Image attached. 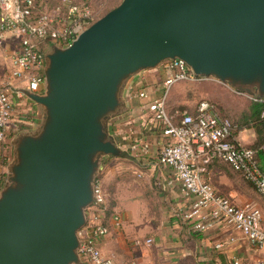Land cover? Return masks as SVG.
Wrapping results in <instances>:
<instances>
[{
    "label": "water",
    "instance_id": "water-1",
    "mask_svg": "<svg viewBox=\"0 0 264 264\" xmlns=\"http://www.w3.org/2000/svg\"><path fill=\"white\" fill-rule=\"evenodd\" d=\"M182 59L198 76L264 98V0H121L69 46L45 52L37 125L12 139L0 192V264H86L78 231L96 201L129 80Z\"/></svg>",
    "mask_w": 264,
    "mask_h": 264
},
{
    "label": "built area",
    "instance_id": "built-area-1",
    "mask_svg": "<svg viewBox=\"0 0 264 264\" xmlns=\"http://www.w3.org/2000/svg\"><path fill=\"white\" fill-rule=\"evenodd\" d=\"M97 20L93 5L85 1L0 0V42L8 39L17 42L9 56L7 84L0 87V192L13 155V137L39 122L19 110L22 102H34L21 88L42 93L47 49L53 44L69 46ZM163 64L167 76L162 93L147 103V110L166 139L158 153V163L172 168L183 192L193 197L185 218L195 220L194 228L198 232L215 224L225 225L239 231L256 249H263L264 207L252 200L235 203L218 193L204 179V173L216 159L222 160L253 183L264 200V141L255 147L245 143L240 133H235V123L222 116L208 100H200L193 111H177V121L168 110L171 88L181 81L198 83L218 79L194 74L182 59L166 60ZM229 88L253 103L262 104L259 117L264 123V98ZM149 95L144 91L140 94L141 97ZM95 197V203L87 209V223L78 231L79 253L86 264H115L112 257L103 253L99 242L111 232V220L116 227L122 222L115 211L108 214L106 194L98 178ZM133 242L144 246L150 245L152 239L137 237ZM216 247H222V243H217ZM234 264L239 261L235 260Z\"/></svg>",
    "mask_w": 264,
    "mask_h": 264
},
{
    "label": "crops",
    "instance_id": "crops-1",
    "mask_svg": "<svg viewBox=\"0 0 264 264\" xmlns=\"http://www.w3.org/2000/svg\"><path fill=\"white\" fill-rule=\"evenodd\" d=\"M154 72L164 75L162 83L157 84L155 74L147 77L145 86L140 89V98L136 100L140 103V109L133 108L120 115V119L117 118L118 121H113L110 126L114 129L111 134L119 145L130 151L132 158L129 168L131 174L137 177L129 183L115 181L117 190L113 211L118 213L122 223L116 227L113 220L110 221L111 232L99 242L103 253L112 257L115 264H234L235 260L239 264H260L264 261V248L259 250L253 247L239 231L215 224L204 232H198L194 228L195 220L185 218V213L192 207L193 197L183 192L172 168L158 163V153L166 139L149 116L147 103L162 93L167 73L163 63ZM140 79L132 84L131 99L136 97V90H139L136 86ZM208 82L227 86L218 80ZM143 91L150 94L149 97H141ZM28 117L38 119L33 111L28 113ZM104 167L102 165L100 170L104 173L103 181H106L108 171ZM232 171L227 163L216 159L207 166L204 179L218 193L234 194L239 187L233 180ZM124 187L127 188L126 192ZM150 195H153L152 200ZM137 226L156 233L155 237L138 236L152 239V243L144 245L146 248L142 251L136 249L140 246L134 242L131 249L124 240ZM217 243H222V247L217 248Z\"/></svg>",
    "mask_w": 264,
    "mask_h": 264
},
{
    "label": "rangeland",
    "instance_id": "rangeland-1",
    "mask_svg": "<svg viewBox=\"0 0 264 264\" xmlns=\"http://www.w3.org/2000/svg\"><path fill=\"white\" fill-rule=\"evenodd\" d=\"M85 1L93 5L98 19L101 18L103 15H105L109 10L117 6L121 0H80ZM13 39H8L5 42H0V87L5 86L8 81V75H9V56L12 53L13 49L12 46H15L16 44ZM154 70L150 71H143L140 74L132 77L129 81V84L126 86L124 91V99L127 105V110L124 112H128L129 110L140 107V103L137 99H139V92L141 91L145 84H146V78L152 76L155 74ZM141 79H140V77ZM164 78V75L161 74H155L154 79L157 81V84H161L162 80ZM138 79H140L139 84L136 86L139 88V90H136V97L135 99H131L130 97V89L132 87V84H134ZM200 100H208L211 103H213L216 107V110L224 116L228 118L230 117L233 119L234 117H240L242 114L249 111L251 101L246 97L242 95H236L227 86H218L215 85L213 82L208 81H201V82H189V81H181L176 83L172 88L168 96V105L170 111H175L176 109H187L188 111L194 110L197 103ZM133 102H135L134 105ZM132 106V107H131ZM22 107V108H21ZM20 107V111L22 114L31 113L33 111L34 116H38V120L41 117V107L37 105L36 103L31 104L30 102L25 103L22 102ZM140 109V108H139ZM123 113V114H124ZM122 114V115H123ZM238 115V116H237ZM120 115L114 117L111 119L109 124V131H113L111 123H116ZM120 119V118H119ZM116 121V122H115ZM243 134H242V132ZM241 132V133H240ZM238 133H240V137L243 139V141L249 145H253L257 140V144H260L264 141V134H259L255 131L254 128H244L240 130ZM243 135V137H242ZM124 152L126 153V157H113V156H105L101 166H105L104 168L107 169V180L103 181V171L99 170L97 178L99 179V182L101 184V187L103 188V191L106 194L107 203L111 204L112 202H115V189L117 190V185H115L116 180H123L127 181L129 183L130 181L134 180L136 177L131 174V170L129 168V164L131 163L130 158V151H128L126 148L122 147ZM120 169V170H119ZM205 176V175H204ZM206 177V176H205ZM232 177L233 180L237 183V186L239 189L236 188L234 191V194H224L231 198L235 203L239 204L243 201L249 200V201H256L259 204L263 205L262 200L257 195L254 188H252L251 185H249L244 178L232 171ZM140 183L139 181H137ZM140 185V184H139ZM158 186V185H157ZM126 187L123 188L124 192H126ZM153 195H150V199ZM154 199V198H153ZM152 200V199H151ZM135 231L130 232L128 236L124 239L125 244L131 249L133 248V239L138 236H147V237H155L156 233L154 231L145 230L142 227H134ZM137 230H140L137 231ZM137 231V232H136ZM146 247H136V249L142 251Z\"/></svg>",
    "mask_w": 264,
    "mask_h": 264
},
{
    "label": "trees",
    "instance_id": "trees-1",
    "mask_svg": "<svg viewBox=\"0 0 264 264\" xmlns=\"http://www.w3.org/2000/svg\"><path fill=\"white\" fill-rule=\"evenodd\" d=\"M167 104H168V101H167ZM262 108V104L260 103H251L250 105V108H249V111L242 114L240 117H234L233 119H230L235 123L237 129H236V132L235 133H238L241 129L243 128H247V127H250V128H254L255 131L259 134H264V123L260 120V117H259V113H260V110ZM168 110L169 112L175 116V119L178 121V115L176 114L177 111H183L181 109H176L175 111H170L169 109V105H168ZM184 110H187V109H184ZM193 111V110H192ZM238 116V115H237ZM228 117V116H227ZM258 140L253 143L252 146H257V145H260V144H257ZM237 173V172H236ZM239 174V173H238ZM243 177V176H242ZM244 178V177H243ZM244 180L252 186V188H254V190L256 191L257 195L260 197V199L262 200V203L263 205H261L262 207H264V200L262 198V195L258 192L257 188L255 187V185L249 181H247L245 178ZM256 202V201H255ZM114 203L112 202L111 204L109 203V209H108V214L112 213L113 211V208H114Z\"/></svg>",
    "mask_w": 264,
    "mask_h": 264
}]
</instances>
